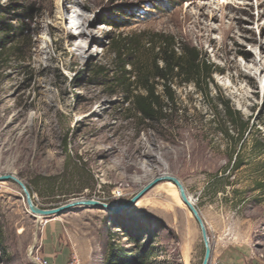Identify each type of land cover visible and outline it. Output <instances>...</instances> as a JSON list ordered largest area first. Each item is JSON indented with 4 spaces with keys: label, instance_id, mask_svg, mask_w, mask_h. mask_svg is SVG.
Listing matches in <instances>:
<instances>
[{
    "label": "rangeland",
    "instance_id": "rangeland-1",
    "mask_svg": "<svg viewBox=\"0 0 264 264\" xmlns=\"http://www.w3.org/2000/svg\"><path fill=\"white\" fill-rule=\"evenodd\" d=\"M157 34L196 48L219 72L207 96L175 85L174 111L145 123L125 104L121 62L152 60ZM258 43L264 0H0V176L18 178L39 209L77 199L113 209L37 222L19 187L0 183V264H129L132 255L138 264H201L199 229L182 203L159 195L166 183L125 207L163 172L194 202L211 248L218 238L264 259ZM223 104L249 124L244 140L223 135L233 132ZM233 222L238 233L228 231Z\"/></svg>",
    "mask_w": 264,
    "mask_h": 264
},
{
    "label": "trees",
    "instance_id": "trees-1",
    "mask_svg": "<svg viewBox=\"0 0 264 264\" xmlns=\"http://www.w3.org/2000/svg\"><path fill=\"white\" fill-rule=\"evenodd\" d=\"M105 25L112 26V23L106 22ZM153 38L154 42L150 48L153 54L152 60L129 63L122 61V76L119 79V85L127 94L125 104L130 106L129 110H132L133 114L145 123L166 120V115L174 111L173 87L175 85L192 84L202 95L207 96L210 93V83L213 84L212 76L219 72L196 48L184 44L178 45L170 36L157 34L153 35ZM127 66H130L132 71H125ZM216 107L218 109V106ZM221 107L233 131L223 132L228 143L232 144L234 138L236 141L244 140L246 135H249V124L243 122L239 112L229 104H223ZM222 123L225 124V121ZM235 155L234 170H238L242 165L238 153ZM1 250L0 239V252ZM140 256L132 255L128 263L138 264L137 260ZM110 257L114 258L113 254ZM151 258L153 255H149L147 260Z\"/></svg>",
    "mask_w": 264,
    "mask_h": 264
},
{
    "label": "water",
    "instance_id": "water-1",
    "mask_svg": "<svg viewBox=\"0 0 264 264\" xmlns=\"http://www.w3.org/2000/svg\"><path fill=\"white\" fill-rule=\"evenodd\" d=\"M5 182H12L15 185L19 187V189L22 192L23 200L25 202L26 209L28 212L33 216H38L41 218H54L57 216H60L62 214H66L70 211H74L77 209H84V208H95L99 210H113L112 207L107 206L106 204L100 203L96 200H89V199H77L73 200L63 206H60L58 208L54 209H39L37 208L33 201L32 196L30 192L28 191L27 187L14 175L5 174L0 176V183ZM168 182L175 186L179 199L181 203L188 209V211L191 213L198 229L200 232L201 240L204 247V256L201 264H209L210 257H211V247L209 244L208 236H207V229L205 227V224L203 220L201 219L197 209L195 208V205L193 202L189 199V197L186 194L185 188L181 184V182L170 175L166 176H159L154 179H152L149 183H147L141 191H139L128 203H126L125 207H131L136 202H138L148 191L153 189L155 186H157L160 183Z\"/></svg>",
    "mask_w": 264,
    "mask_h": 264
},
{
    "label": "crops",
    "instance_id": "crops-1",
    "mask_svg": "<svg viewBox=\"0 0 264 264\" xmlns=\"http://www.w3.org/2000/svg\"><path fill=\"white\" fill-rule=\"evenodd\" d=\"M211 232L213 233V226ZM209 264H264V259L247 247L223 243L216 238L212 243Z\"/></svg>",
    "mask_w": 264,
    "mask_h": 264
},
{
    "label": "bare ground",
    "instance_id": "bare-ground-1",
    "mask_svg": "<svg viewBox=\"0 0 264 264\" xmlns=\"http://www.w3.org/2000/svg\"><path fill=\"white\" fill-rule=\"evenodd\" d=\"M202 9H204V7H202ZM220 9H222V7H220ZM210 10H211V12H210V20L213 21V19H215L216 15L213 13L214 12L213 9H210ZM73 12L75 13V11H70V13H73ZM199 15H201L202 17H205V14L203 12L199 13ZM205 27H206V29L208 28V29H210V31H213V27L212 26L206 25ZM79 30L81 32H80V34H78V36L82 37L85 34V32H86L85 28L80 27ZM250 41L252 43L254 42L253 40H250ZM256 45H257V49H258V63L256 64V72L258 73L257 77H263L264 78V58L261 57V55L264 54V47L261 46L259 43L256 44ZM69 47L71 48L70 55H73L74 54L73 49H74L75 45L73 43H69ZM244 57H246V56L244 55ZM240 77H241V79L243 78V80H248L249 79V76H247V75H241ZM239 92H240V90H239ZM166 175H168V174L166 172H163L160 176H166ZM164 183H166V184L162 185V187H161V189L159 191V195L161 196V195L164 194L166 196L167 200L170 201V202L175 199V200L179 201V203H181V201L179 199V196H178V192H177L175 186L173 184H171V183H168V182H164ZM189 199L192 201V199L190 197H189ZM193 204H194V202H193ZM36 219H37V222H40L41 219H43V218L36 216Z\"/></svg>",
    "mask_w": 264,
    "mask_h": 264
},
{
    "label": "clouds",
    "instance_id": "clouds-1",
    "mask_svg": "<svg viewBox=\"0 0 264 264\" xmlns=\"http://www.w3.org/2000/svg\"><path fill=\"white\" fill-rule=\"evenodd\" d=\"M238 229V222H233V224L229 226L228 231L238 233ZM233 238L235 239V235L233 236Z\"/></svg>",
    "mask_w": 264,
    "mask_h": 264
},
{
    "label": "built area",
    "instance_id": "built-area-1",
    "mask_svg": "<svg viewBox=\"0 0 264 264\" xmlns=\"http://www.w3.org/2000/svg\"><path fill=\"white\" fill-rule=\"evenodd\" d=\"M40 264H47V262H42V263H40Z\"/></svg>",
    "mask_w": 264,
    "mask_h": 264
}]
</instances>
